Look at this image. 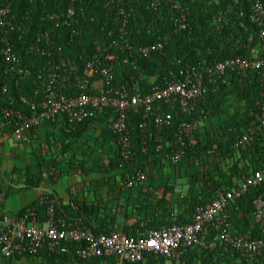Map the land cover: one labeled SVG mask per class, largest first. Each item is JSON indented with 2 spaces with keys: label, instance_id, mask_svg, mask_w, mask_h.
<instances>
[{
  "label": "trees",
  "instance_id": "obj_1",
  "mask_svg": "<svg viewBox=\"0 0 264 264\" xmlns=\"http://www.w3.org/2000/svg\"><path fill=\"white\" fill-rule=\"evenodd\" d=\"M153 1L131 3L134 12L124 38L134 47L166 40L168 46L164 53L150 58L129 49L124 52L113 50L114 86L124 85L131 88L133 94L143 96L176 81L180 72L191 66L211 65L215 61L237 57L261 58L263 39L259 27L250 21L249 0H159L161 5L157 10L149 8ZM66 5L67 0H0V9L11 6L12 21L17 25L8 35L9 31L0 27V49L3 38H7L19 59L16 71L6 74L0 55V123H3V112L7 109L32 114L22 99L37 103L43 97L48 80L44 68L50 58L47 53L31 50L38 34L53 29L54 35L62 34L58 46L63 56L78 66V75H82L87 64L95 59L99 46L105 47L111 41L119 40L117 1L83 0L84 14H80V24L71 29L56 28L48 15L60 13ZM181 10L190 25L186 31L177 30L175 26ZM73 32L78 34L73 35ZM74 80L66 84L65 92H76ZM4 88H7L6 93ZM206 89L205 99L191 115L184 113L176 103L163 102H157L149 114L145 107L129 111L127 126L132 159L128 162L122 159L117 134L109 127V117L102 115L88 120L73 132H67L64 125L62 132L65 140H69L78 136L80 127L88 129L94 123L103 124L101 135L114 154L107 159L96 157L90 166L84 161L73 164L75 171L81 169L84 175L91 172L107 175L120 170L121 174L105 180L96 179L91 184L98 188L114 179L115 193L110 201L88 202L83 192L68 206L58 204L57 216L80 218L95 236L121 233L136 238L163 227L192 224L197 209L217 199L219 190L231 191L237 181L264 169V129L259 130L264 114V77L257 71L246 76L228 71L217 83H207ZM90 93L93 92L90 90ZM167 113L173 120L163 131L161 143L168 149L158 151L155 115ZM192 120H199L201 126L184 145L178 144L179 124ZM243 137L248 141L238 144ZM173 150L182 153L177 164L164 161L166 154ZM93 154L97 153L94 151ZM139 171L146 172L148 180L125 191L127 188L123 187L122 181L126 174L136 175ZM263 192L264 185L251 188L227 207L226 228L235 237L264 239V222L257 223L254 217V201ZM120 199L123 203L116 214L118 207L112 202ZM37 207L38 215L45 223L47 207ZM24 215V212L20 213V217ZM205 236L208 248L182 249L179 259L147 253L141 263L105 257L84 260L77 255L84 244L72 240L63 241L59 251L50 253L57 258H75L78 264H264V255L247 260L243 252L226 249L211 226L205 229Z\"/></svg>",
  "mask_w": 264,
  "mask_h": 264
},
{
  "label": "built area",
  "instance_id": "obj_2",
  "mask_svg": "<svg viewBox=\"0 0 264 264\" xmlns=\"http://www.w3.org/2000/svg\"><path fill=\"white\" fill-rule=\"evenodd\" d=\"M117 1V16L120 21L119 40L111 41L107 46H99L94 60L90 61L84 73L78 75L79 68L70 58L64 57L58 40L62 34L54 33V29L37 35L36 43L31 47L39 53H47L50 61L44 68L48 80L42 99L37 103H30L22 99L32 114L20 110L7 109L3 112V125L13 130L17 139H23L26 132L37 128L42 122H56L64 118L67 132L76 131L88 120L107 116L110 118L109 127L117 134L121 156L125 162L132 159L130 133L127 126V114L138 107H145L146 113H151L157 102L176 103L181 110L191 115L198 103L204 100L207 89L206 84H215L223 79L228 71H236L240 76H246L251 71H257L264 77V1L249 0L251 5L250 21L256 24L263 39L262 56L256 60L244 57L215 61L211 65H196L182 70L179 78L170 82L164 88H155L151 94H133L132 89L124 85L114 86L115 74L113 61L115 52H124L129 49L137 52L144 58L154 54L164 53L168 42L158 41L153 44L131 46L125 41L126 31L130 17L134 12L131 3L137 0ZM83 0H67V5L60 13L49 14L48 18L56 24V28L71 29L80 24V14H84ZM161 5L154 0L149 8L157 10ZM158 17L160 15L158 14ZM11 6L0 9V27L10 32L17 25L12 21ZM177 30L186 31L190 25L187 15L181 10L175 20ZM244 27V25L242 24ZM78 34L73 32V35ZM0 55L5 67V73L16 71L19 62L14 52V45L3 38ZM74 80L76 92L66 91V84ZM90 90L93 92L90 93ZM7 88L3 89L6 93ZM172 115H155V124L158 129L156 142L158 151H165L167 146L161 143L162 133L172 124ZM199 120L183 121L179 124L176 136L178 144L184 145L199 127ZM264 129V114L259 130ZM248 141L247 137L239 140L238 144ZM237 146V145H236ZM182 159L180 151L167 153L164 161L174 164ZM148 180L146 172L139 171L136 175L126 174L122 181L123 187L134 188L137 183ZM264 185V169H260L252 176L243 177L231 191H218V197L212 203L201 206L194 214L192 224L163 227L152 230L146 235L128 237L121 233L95 236L93 231L83 223L80 218H71L67 215L57 216L58 201L55 197L47 196L41 200L46 206L47 221L41 223L38 210L30 208L26 215L14 221L10 218H0V250L5 257L17 253L39 254L47 249L50 252L60 250L63 241L72 240L83 243L77 255L84 259L116 257L121 262L141 263L147 253L160 255L168 259H179L182 249L190 247L208 248L205 229L211 226L219 235L220 241L226 249H236L243 252L247 260L264 255V239L248 240L235 237L227 228L229 216L227 207L235 200L243 197L251 188ZM255 221L264 222V192L254 201Z\"/></svg>",
  "mask_w": 264,
  "mask_h": 264
},
{
  "label": "crops",
  "instance_id": "obj_3",
  "mask_svg": "<svg viewBox=\"0 0 264 264\" xmlns=\"http://www.w3.org/2000/svg\"><path fill=\"white\" fill-rule=\"evenodd\" d=\"M59 119L56 122H42L39 127L26 132L23 139H17L9 127L0 123V218L7 217L14 221L20 217V213L24 212L26 215L28 209L40 207L41 200L47 196L55 197L60 207L68 206L83 192L88 202L106 203L114 196V179L107 180V184H100L98 188L91 184H94L96 179L105 180L120 174L114 172L104 175L91 172L84 175L81 174V169H73V164L82 161L86 166H90L96 157L107 159L114 156L112 148L101 135L100 127L103 124L94 123L88 129L80 127L78 136L65 140L62 132V127L66 125L65 120ZM89 136L91 138L87 140ZM94 151L97 154H93ZM59 173L62 175L55 177ZM128 190L130 189L125 191ZM122 203V199L112 202L118 207L116 214H119ZM39 218L43 223V218ZM112 258L116 257L109 259ZM0 264L78 262L75 258L53 257L47 249L36 255L17 253L11 257H5L0 250Z\"/></svg>",
  "mask_w": 264,
  "mask_h": 264
},
{
  "label": "rangeland",
  "instance_id": "obj_4",
  "mask_svg": "<svg viewBox=\"0 0 264 264\" xmlns=\"http://www.w3.org/2000/svg\"><path fill=\"white\" fill-rule=\"evenodd\" d=\"M102 127H104V125H102ZM0 155H1V152H0ZM115 173H116V174H121V171L118 170V171H116Z\"/></svg>",
  "mask_w": 264,
  "mask_h": 264
}]
</instances>
